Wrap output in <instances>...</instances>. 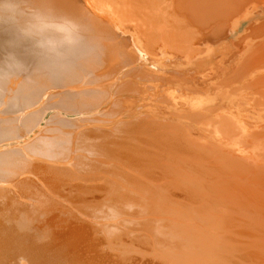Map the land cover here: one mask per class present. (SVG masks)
I'll return each instance as SVG.
<instances>
[{
	"label": "rangeland",
	"instance_id": "rangeland-1",
	"mask_svg": "<svg viewBox=\"0 0 264 264\" xmlns=\"http://www.w3.org/2000/svg\"><path fill=\"white\" fill-rule=\"evenodd\" d=\"M84 1L76 0L75 2H79V5L84 6V4L86 3H84ZM110 1L112 0H106L107 3H110ZM113 1V3L111 2L110 4L114 5V3H118L119 5H114L117 9V6H119V9L124 10V7L128 3H132L130 4L131 7L133 6V3H139L137 5L139 9H137L138 7L136 8V6H133L131 9L130 6L127 5L129 10L131 9L130 12L133 11L134 13L135 10L136 12L132 15L128 9H125V11L128 12L127 17L121 18L124 20L123 23H126L125 25L123 23L120 25L118 24L119 26L117 28V25H115V29L117 30L112 31V33L105 31L104 28L103 30H96L95 35L93 34L94 37H96L97 33L101 34V36L97 34V37L95 38L96 40L92 38L91 40L93 41L89 40L87 41V45L86 43L84 44V46H88L87 48L89 49L90 45L88 44H90L91 41V45L93 46V48H96L95 51L97 49H100L97 50L96 53L95 51H92L91 53L96 55L99 51V57L100 55L103 57L99 58L97 56L100 61H98V59L92 58L91 61L88 60V62H86V64L89 65L88 68L92 69L93 74L92 72H89L88 68L86 69L87 65L75 66L74 70L76 71H74V73H72L71 76L68 77L70 81L68 78L64 81L66 83L67 81L71 83L73 88L76 86V84L81 86L85 84L84 87L82 86L83 90H77V88H80L81 86L75 87L73 89L72 86L69 85V83L66 85L65 82L62 81L64 83V87L62 88V82V86L59 85L60 80L57 83V80H55L54 82L51 81V78L46 81V79L48 78L46 77L45 79V76L40 80L38 79L39 83L35 82V76H28L33 80H29L30 78H26L28 80H25V77L27 76L26 74V76L24 75V78L22 76L23 73L22 75L18 74V72L21 73V71H19L21 67L19 63L23 64V62H20L18 60V64H15V60L17 59H5L7 57L5 56V52L6 54H8L7 52H9L8 55H12L14 53L17 54L21 46H27L26 44L28 40L35 41L40 38H58V36H61L63 30L67 36H70L69 33H66V31L69 30L71 26H68L69 29H67L68 27L63 30L59 28L60 30H62L60 33V30L58 31V28L55 29L54 27H61L62 25L65 26L66 24L63 23L60 26V23L55 20L58 25H51L55 15L54 17H52V20L50 19V17L48 18L51 20L49 23V20L47 22L46 17L45 19H42L43 15H45L44 11L45 9L49 10V8H55V13H57V10L58 12L61 11V17L64 16V13H66V19L64 20L65 17L62 18L63 21L69 23L70 21H67V15L71 12L75 13L76 15L77 11L75 10L78 9H75V12L71 11V9L69 10V8L67 7V4L69 3L66 0H0V81L1 83L3 82V85L0 83V147L4 148H0V264H34V262H38L32 261L34 255L36 254V256H38H35L37 259L40 257V259H38L41 262L40 264H44V262L47 263L49 261L51 262V264H264V195L262 194L264 193V136H262L264 135L262 134L264 133V0H239L242 5L240 3H236L238 2L236 0ZM190 1L192 2L193 6L190 4ZM188 2L192 8L186 7ZM120 4H122V7L120 6ZM235 4H239V6L241 5L240 8L242 7V9L239 10V6L237 7L236 5L234 9H237H233L234 11H232L231 8H233V6L231 8L229 6ZM45 5L46 7L48 5V7L46 8ZM140 5L146 7V11H143L144 8L141 7L144 13L138 11L141 9ZM24 7L28 8L26 9ZM36 7L39 12H35L39 14L40 18L33 11L36 9ZM30 8L32 9V11L29 10ZM190 9L192 10L191 12L194 15L192 13L190 14ZM26 10H28L30 13ZM24 11L28 14H26ZM125 11L124 13L121 12L122 14H124V16L126 15ZM235 11H240V14H235ZM51 12L49 14H52ZM32 13L34 14V17L33 15H31ZM152 13L153 15L155 14L154 16L156 17L150 15ZM58 14L59 13H57V16ZM135 14H139L140 16L142 15L145 17H147L146 15L148 14L154 19L156 18V20H158L159 22H154L153 24L155 26L153 24L148 26L143 22L148 21L147 24H149L150 17H147L149 19L146 21V18L144 19V21H141V19L143 20V17H135ZM228 14L232 15L229 16ZM104 15H106L107 18H110L112 22L113 20L117 22V20L114 19L115 16L113 18V16L108 13ZM50 16H53V14ZM232 17L234 19L235 17L238 18L234 20ZM35 18H39L40 20L45 21L44 23L47 26L41 30H35V27L31 28L32 25L34 26ZM58 18L59 17H57V19ZM62 18L60 20L61 23L63 22ZM102 18L105 19L104 17ZM225 19L227 20V22H225ZM132 20L135 21V23ZM236 20L237 22H235ZM130 21L134 24L132 25ZM151 21L155 20H150V24ZM224 22L227 24L224 25ZM20 23L22 25H20ZM156 23L160 24L156 25ZM136 24L138 26H136ZM156 26L160 29H165L159 31L157 29L156 35ZM147 27H155L153 29L155 31H149L150 28L148 29ZM30 28L31 30H29ZM118 28H121L120 31L122 32L125 29L124 32L126 33H123L125 34L124 36L130 38V36L135 35L134 37L138 39L137 42L142 41L141 47L139 45L140 43H137L139 45V49L136 42L132 44L134 37H131V39L133 38L132 41L129 39V41L127 40V43L130 44L128 50L133 51H128V53H132V57L131 54H126V48L128 46L124 45H128L127 43L123 42L124 45L120 44V39H115L117 35L112 38L113 35H115V33L113 32H117V34L119 32V35H122L121 32L118 31ZM166 29L168 30V32L174 31L172 32L174 33L173 37L175 36L174 40L172 39L173 41H176L175 38L179 36V39L176 41L178 45L176 44V42H173V44L171 43L172 41L170 39L173 37L171 36L170 38L168 32H164ZM205 29H207L208 31H206ZM70 30H72V28ZM29 31L32 32V34L29 33ZM161 31H163V34L165 33V36L161 34ZM72 32L73 33H71V35H76V32L74 30ZM145 32L148 33V36ZM150 32H152L151 35L153 37H155L156 35V37H158L156 39L158 40H156L155 38L153 39V37L152 39L149 38L151 37ZM176 32L177 35L180 34L177 37L175 35ZM30 34L32 37H30ZM104 34L107 36H105ZM119 35L117 38H119ZM166 35L168 36L166 37ZM145 36L153 41L156 40L158 42H153V46L154 44H156L154 46V50H151L153 49V46L151 48L152 43L148 44L151 40H148L147 37L145 39ZM160 36H164L160 38L161 41H163L162 44H160L161 42L159 41ZM16 37L18 38L16 39ZM63 37H61V39H64ZM72 37L74 38V36ZM108 37H111V39L109 40ZM141 37L144 38L141 39ZM165 37L170 38L168 40L171 42H167L168 45H166V41L164 43ZM26 38L28 40H26ZM136 38L134 39V41H136ZM104 39H106V42L104 41ZM112 39L113 42L118 41V43L115 44L119 53L122 49L120 45L123 46V49L126 53H124L123 49L122 55H119L118 52L117 54H115L116 51L113 53L112 51L117 49L115 48V44H112ZM82 42L84 41L82 40ZM174 43L176 47L178 46L177 48L173 47ZM134 44L137 46V48ZM170 44H172L173 46H170ZM94 45H96L98 48ZM161 45H165V50H167V52L165 51L166 54L168 52L170 53L171 50L172 52H175L173 51V48L174 50L182 48V50H179L180 53L176 50L178 54L175 53L177 55H175L176 58L174 59H172L173 57L170 58V54H173L172 52L170 54L168 53V58L166 54V57L163 55L165 58L162 59L159 56L162 55L160 54L162 51L160 50V53H158L159 48H164ZM2 46L4 48H2ZM92 46H90V48H92ZM86 47L82 48L77 46V48L75 49L78 51H82V49L85 50ZM144 47H147L146 53H143V55L145 54V56L141 54V52L146 49ZM207 47L210 48L209 53L207 52L209 55L199 53L201 51L206 52ZM183 48H185V50L187 48L191 50L190 53L193 55H197L195 53H198L201 56L198 57V55L193 57L194 59L189 60L188 57L191 54L188 52V56L187 52L183 50ZM1 49L2 51L4 49V53L1 52ZM91 50L89 49L87 51L86 49V53ZM149 50L152 52L151 54H147V51ZM183 51L186 53L184 54ZM107 52L108 54H106ZM181 52H183L182 55H180ZM133 53L135 54L134 57H137V62L133 57ZM2 54L5 58L1 57L3 56ZM123 54H125L124 58L122 57L124 56ZM155 54H158V56H155ZM104 55H107V57ZM112 55H119L118 59ZM126 55L131 57V59H129L130 63L122 62L123 59L126 58ZM183 55H186V58H188L189 62H187L188 60H186L185 58L183 59ZM120 57H122V60L119 59ZM130 57H127L124 62L126 60L129 61L128 58ZM171 59V64L176 65L177 68L164 67ZM205 59L207 60L208 66L210 67L209 70L200 67L201 64L206 61ZM119 60L122 62V64L121 62H119ZM11 61H13L17 67L12 65L13 62ZM30 63L31 62H26L24 64L29 65ZM6 64L8 65L6 66ZM76 64L78 63L76 62ZM193 64L197 67L192 66ZM141 65L143 67L142 70L144 69L143 71L146 70V72H148V69H145L143 65H148L146 68H152L151 70L154 71H156V68L157 71H165L164 73H162L163 75H161V73L156 74L150 72L149 70V74H155L154 76H150L148 73L147 74L149 76L146 74V76L151 79L153 77V80H151L144 77L145 74L144 72L142 73V70L140 68ZM91 66L96 67L94 69ZM137 66L140 67L138 68ZM29 67L31 68L32 66L29 65ZM134 67L138 69H132ZM16 68H19L18 71ZM7 70L9 72H7ZM138 70L141 71H139L138 73ZM170 70L172 74L169 73ZM173 70L174 72H177V74L181 73L182 77L180 74L179 77H176L178 75L174 77V74L176 73H174ZM205 70L206 72H208L207 74H204ZM12 71H16V73H13ZM202 71L204 73H202ZM165 72L167 74H165ZM137 73L138 75H140L139 79L137 77L138 75H136ZM1 74H5V77ZM12 74L15 75L13 76ZM16 74L19 75V81H21L22 77L23 81L26 83L18 82V77H16L17 79L15 78V76H17ZM157 75L162 76L163 79L161 77L159 78ZM3 77L5 79L8 78V80H5ZM9 78L14 82H11ZM147 81L149 82L147 83ZM27 82H30L29 88L26 86L28 85ZM52 82L56 83V86L59 85V87H54L55 84H53L52 86ZM78 82L80 84H78ZM81 82H83L84 84H81ZM22 83H24L26 88L24 87V85H22ZM48 83L50 84L48 85ZM73 84H75V86ZM31 85H34L32 86L33 88L31 87ZM50 85L53 87V89L55 88L56 90L54 89L53 91L52 87L48 88L50 87ZM66 86H68L67 88H69L70 86V91H72L73 93H75V90L78 93L82 91L83 94L80 93L82 94V96L80 97V95L77 93L72 94V92L69 94L68 91L70 88L66 89V91ZM57 89H64L65 91L63 92L67 93L63 94L61 90V94V92ZM5 90L7 93L5 92ZM50 90L53 92H51ZM170 90H173L172 94H175L176 92H181L180 94H184L185 92L190 91L188 93L194 95L195 99L197 97V94L199 96L202 95L203 97L201 96V99L198 98L200 101L196 99V101H199V103L201 102L200 104L202 109L200 106H196L197 104L196 102H194L193 97L192 101L188 97L189 99H186L190 101L188 102L185 99L187 103H195L196 105L192 104L193 107H198L201 110L200 112H198L195 107L192 108L191 106L192 110L195 109L196 113L198 112L197 114L193 113L195 115L192 116V112H194L195 110L192 111L190 106L187 105L185 101L184 104H186V106L183 105V107L189 106V109L192 112H184V110L188 111V109L185 108L183 110L182 104L180 105L181 107L176 104L177 100L175 101L174 99L176 98V96H170ZM16 91L21 93L18 94ZM3 92H5L7 96ZM55 92L57 93L56 95H58V93L60 92V94L58 95L59 97H54ZM107 92H109V94ZM192 92L194 93L192 94ZM14 93L16 94V96H14ZM135 93L137 94L135 95ZM167 93L174 99L175 102L171 101V98L166 95ZM180 94H176L177 98ZM63 95H65V97ZM187 95L188 94L181 95L180 97H187ZM37 96H41V98L39 99V97ZM205 96L210 98H208L207 100V97L205 98ZM168 97L170 98L171 104L168 102L169 100H167ZM213 98L214 100H212ZM130 99L133 102L135 101V103H133ZM179 99L180 98H178V101ZM36 100L39 102H37ZM43 100L44 103H47L44 104ZM102 100L104 104L101 102ZM126 100L128 103L130 102L133 105L131 104L132 106H130V104H128ZM207 103L209 104L207 105ZM139 104H141V107H139ZM203 104L205 108H203ZM113 105L116 107H114ZM26 106L28 108H26ZM30 106L33 107L31 108ZM168 106L175 108L171 109V107ZM86 107L88 108L85 109ZM113 107L115 109L117 108V110H115ZM74 108H77L78 110L76 109V111L74 110ZM90 108L93 109L91 110ZM102 108H104L106 111H103L104 109ZM110 108H112L113 110ZM81 109H83V111ZM133 109L136 110L134 111ZM174 109L182 110L180 112L176 111V113H174ZM86 110L87 112H85ZM165 110H170L168 112L172 115H170L169 113L167 114V111ZM99 111H101V113ZM103 112L105 115L103 114ZM224 112H228L231 114L228 115V113H225L226 115H223ZM149 113H151V115L153 114L152 116H154L157 120L153 119L152 116L149 117ZM181 113L182 115L188 113L186 117H188L191 113L192 115L190 114V116L192 118L189 116L188 118L191 119L187 118L186 120V117H183L182 115L181 116L183 118L181 116L176 117ZM90 114H92L93 117ZM158 114L162 116H159ZM163 114H167L166 117ZM173 115H175V117H173ZM227 115L229 116V118ZM231 115L236 118L235 121H233L235 118H233V116L231 117ZM261 115H263V117H261ZM219 116H221V119L223 116L226 117L229 120V123L228 120L224 117V120L221 121ZM134 117H136V119ZM140 117H142L144 120ZM149 118H151V120L153 119L154 121H151ZM237 118L240 120L239 123L242 122V124L244 125L243 128L246 127V129H248V132L252 128L250 130V133L252 134L253 132V134L251 136L249 135L252 139L248 136L249 133H246V138H248L249 140L244 139L245 134L243 135L244 138L242 137L241 131V135H239V129L241 128H239L240 124L239 126L238 124L236 125V123H238ZM164 119H168V122ZM121 120L122 122L125 121L126 123L123 122L121 124ZM217 120L219 123L218 129L220 130H218V134L220 138L216 137L215 133L213 134L216 138L214 137V135L213 138L210 132L212 133V130L215 129L213 125L216 124ZM231 120L232 122H230ZM169 121H172L170 122L171 125L173 123L172 126L169 125ZM166 122L168 123L167 125H165ZM251 123H253V125ZM206 124L209 125V127L212 126L214 129L210 131L209 129H211L212 127L209 128ZM222 124L224 127L222 126ZM183 126L186 127L188 132L185 128H183ZM189 127L191 128V130ZM258 127H261L262 129H259ZM202 128H205L203 129L204 131L200 130ZM125 129L127 130V132ZM206 129L210 132L208 131V133H206ZM255 129L257 130V132L255 131ZM135 131L137 132L135 133ZM142 131L144 132V135H141ZM117 132H119V134L121 135H117ZM125 132L127 134H125ZM215 132L217 134V129ZM231 132H234L235 134L236 132H238L239 134L237 133V135L241 137V141L245 142V144L247 143L250 145L253 141V144H251V146L247 145L248 147L244 148H248L250 150L253 148V153L252 150H249L250 153L249 151H246L249 153L247 155H250L252 157L254 155V158L251 157L252 159L250 158V161L246 160L248 163L253 165L250 166V164L244 162L243 168H240L243 169L242 175L240 173V170L238 172L234 171L235 173L232 170L231 172L234 173L232 176H230L227 171L223 170H227L228 167H225V164L229 161L232 162L234 160V163L242 161L239 157H241L240 154L242 153V151H245L241 149L243 147L240 148V152L234 150L236 154L240 153L238 154L239 159L237 157L236 158L241 161H237L234 159V152H231L234 156V158L232 157L231 161V156L230 154H226L225 149V153L217 155L219 154V152H222L219 151V149L221 150V148H223L222 146H228L225 145L226 143L229 144V146L232 144H236L234 143L235 140L232 136H235L236 138L237 135ZM155 135H157L156 138ZM121 136L122 138H120ZM163 136L166 140H164ZM252 136H254V138L257 137L256 140H258L256 141ZM146 137L147 140L145 139ZM148 137L150 138L148 139ZM117 139H120V141ZM135 139L137 142H134ZM200 139L202 140L201 144H199ZM223 139L227 142L224 143ZM228 139L231 141H228ZM260 139H262V141ZM259 140L261 141V143ZM198 141L199 143H197ZM204 141L205 143L206 141H208L210 147L214 146L215 148L218 147V149L213 151L212 154L211 147L210 151L208 152L207 150L209 149V147L207 149L202 146L205 144L203 143ZM217 141H221V148H219L221 144L217 145V143H219ZM241 141L236 139V142L239 145V142ZM9 142L10 144H8ZM5 143L8 144H6L7 147L9 145V147H11V149H7V152L4 151L6 150L5 148H7L6 146H4ZM16 143H19L21 145H16ZM183 143L185 144V146H187L186 148H188V150H191V147H194L193 149L198 148L197 146H199L198 149L200 150L195 149V154L192 150V153L187 149L186 152L183 149V147H185ZM11 144L16 147L15 149L17 151L13 150L14 147ZM158 144H160V146H158ZM178 144L179 146H181L178 147ZM148 145L153 146L149 147ZM207 145L208 144L206 143L205 146ZM242 146L245 147V145ZM174 147H176L177 149ZM236 147L234 149H236ZM118 148L121 149L118 150ZM152 148H156V151ZM160 148L163 149L161 150ZM167 148L171 151H168ZM201 149L204 152L201 151ZM256 149L258 152H255ZM1 150L4 152H2ZM205 150L207 152H205ZM183 152L184 154H187V157L183 154ZM196 152H199V154ZM210 152L212 155L210 154ZM179 153L182 156L184 155L185 157L183 156L184 158L182 157V159ZM189 153L191 154V156ZM208 153L209 155H207ZM193 154L195 157L197 156L196 154H198L197 157L199 158L196 159L195 157H192ZM159 155L162 157H160ZM205 155L208 158L205 157ZM172 156L174 157V159ZM220 156L225 157L226 160L221 161L222 159L224 160V158H220L221 160L219 161ZM243 156L246 158L245 154ZM161 158L165 161H161L162 163H164V166H170L172 164L175 167H179L180 170H183L180 171L181 173L179 172L180 174L177 172V170H172L173 172L175 171V173L177 172L176 174L170 172L171 170L167 168L168 166L165 167L167 171L164 169L160 170V168L158 167L159 164H161ZM178 158H181L182 161L179 159V162V160H177ZM186 158L188 164L192 162L190 165H186L187 162L184 161L186 160ZM191 158H195L194 160L196 161H190ZM247 159L249 158L247 157ZM193 162H195V164ZM196 162L198 163V165L196 164ZM223 162L226 163L224 164ZM179 163L180 166H178ZM201 163L203 165H201ZM204 163H206V165ZM58 164L61 165L59 166ZM229 164L231 163H228V165ZM254 165H259L260 167L257 166L256 168H254ZM188 166L192 167H190L191 171L190 169H187L189 168ZM175 167L171 166L170 168L174 169ZM207 167H210V170ZM54 168H58L60 170ZM230 169L231 168H228L229 172ZM245 169H247V171L249 169L251 170H249L248 174H246L247 172H244L246 171ZM252 170H256L255 174ZM210 171L212 172L210 173ZM223 172H225L226 174H223ZM256 172L257 174L260 173V175L262 173V176L260 177V175H257ZM237 173H240L241 177H239ZM250 173H253L251 175L253 181H251V177H248L250 176ZM244 175H246L248 178ZM242 176L245 178L243 179ZM212 183L213 185H211ZM233 183L234 185H232ZM222 186L223 188H221ZM229 186H231L230 189L228 188ZM251 186H253L254 188H252ZM258 187H261L263 190ZM236 188L241 189L237 190ZM256 188L259 190H255ZM222 189L224 191H222ZM253 189L255 191H253ZM251 190L253 193L251 192ZM237 192L239 193L240 199ZM228 194H230V196ZM255 194L256 196H254ZM223 197L227 199L225 200V198ZM250 197L252 199H250ZM250 200L251 203L249 202ZM26 242H30L31 245L30 243L27 244ZM28 245L29 249L32 248L30 249L32 254L27 248ZM28 256L29 258H27Z\"/></svg>",
	"mask_w": 264,
	"mask_h": 264
},
{
	"label": "bare ground",
	"instance_id": "bare-ground-1",
	"mask_svg": "<svg viewBox=\"0 0 264 264\" xmlns=\"http://www.w3.org/2000/svg\"><path fill=\"white\" fill-rule=\"evenodd\" d=\"M42 1H43V0H42ZM66 1L69 3V4H67V7L69 8V10L71 9V11H74L75 9H78V10H75V11H77L76 15H75V13H73V12H71L70 14L67 13V14H68V15H67V21L69 20V21H70V22L68 21L69 23H66V21H63V18L66 16V13H64V16H62V17H63V18H62V17L60 16V15H62V14H61V11L59 10L60 12H58V10H57L56 12L59 13L58 16H57V13H55V10H54L55 8H54V9L49 8V10L45 9V11H44V14H45V15H43V18H42V17H41V18H42V19H45V17H46L47 22H48V20H49V23H50V21L52 20V17H54V15H55L54 20H52V23H53V22H55V23H53V24L51 23V25H54V24H55V26H56L57 22H59V23H60L59 25L61 26L63 23H65L66 25H65V26L62 25V26H63V27L61 26L62 28L59 27V26H57V27H54V26H53L55 29L58 28V31H59L60 29L63 30V29H66V27H68V26L70 27V26H71L70 29L72 28V30H70L69 27H68L67 29H69V30H67L68 32L66 31V33H69L70 36H67V35L65 34L64 30H63V31L60 30V33H61V31H62V33H61V36H60V37L58 36V38H53V39H52V38H51V39H49V38H43V39H41V38H40V39H37V40H35V41H29V40L27 39V38H28V37H27L26 40H28L29 43L27 42V44H26L27 46H21V47L19 48V52H18L17 54H15V53L13 52L14 54L10 53V54H12V55H8L9 52H7L8 54H6V52H5V56H7L6 58H5L4 55L2 54L3 56H1V57L5 58V59H7V60H8V59H14V60L17 59V60H15V61H16L15 64H18V63H17L18 60H19L20 62H23V64H22V63H21V64L19 63V65L21 66L19 71H21V73L18 72V74H19V75H22V73H23V75H22L23 78H24V75L26 74L27 76L25 75V76H26V77H25V80H28L30 77H32V76L34 77V76H35L34 79H35V82L37 83V82H38V79L40 80L42 77L45 76V77H44L45 79H46V77L48 78V79H46V81L49 80V78H51V81H54V82H55V80H57L56 83L60 80V84H59V85L62 86V84H63V86H62V88H63V87H64V83H63V82H65L64 80H67V78H68L69 76H71V74L74 73V71H76V70H74L75 66H78V65H79V66H81V65H82V66H83V65H87L86 62H88V60L91 61L92 58H93V59H98L97 56L99 57V51L97 52L98 54H96V55H94V54L91 53L92 51H95V49H96L95 47L93 48V46L91 45V41H93V40H91V39H92V38L95 39V38L97 37V34H98V33L96 34V37H94L96 30H99V29L103 30V28H104L105 31H107V32H111V33H112V31L117 30V29H115V25H117V26H116V28H117L120 24L123 23L124 20L121 19V18H125V17H127V13H128V12L125 11V9H128V10H129V8H128L127 5L130 6V4H132V3H130V4H129V3H128V4L125 3L126 6L124 7L125 9L123 10V9H119V6H117L118 9L114 6V5H117L118 3H117V4L114 3V5L110 4L113 0L110 1V3H107L106 0H90V2H89V0H86V1L83 0L84 3L86 2L85 4L83 3L84 6H83V5H79L80 3H79V2H75L76 0H75V1H74V0H66ZM118 1H119V0H118ZM236 1H238V2H236ZM236 1H235L236 3H240L239 0H236ZM45 2H46V1H45ZM45 2H44V3H45ZM113 2H115V1H113ZM113 2H112V3H113ZM235 2H234V3H235ZM244 2H245V1H244ZM65 3H66V2H65ZM65 3H64V4H65ZM76 3H77V4H76ZM78 3H79V4H78ZM242 3H243V2H242ZM32 4H33V3H32ZM61 4H62V3H61ZM81 4H82V2H81ZM122 4H123V3H122ZM122 4H120L121 7H122ZM134 4H135V5H134ZM138 4H139V3H138ZM138 4H137V3H133V6H136V8H137V7H138V6H137ZM188 4H189V2L187 3V6H186V7H191L192 2L190 1V4H191V5H190V4L188 5ZM240 4H241V3H240ZM244 4H245V3H244ZM6 5H7V4H6ZM68 5H69V6H68ZM118 5H119V4H118ZM236 5H237V7L239 6V4H235V5H231V6H229V7L231 8V7L233 6V8H231V9H232V11H234V10L237 9V8L234 9ZM241 5H242V4H241ZM241 5H240V6H241ZM37 6H38V5H37ZM49 6H50V5H49ZM64 6H65V5H64ZM88 6H89V7H88ZM133 6H132V7H133ZM192 6H193V5H192ZM240 6L238 7L239 10L242 9V7L240 8ZM43 7H44V6H43ZM45 7H46V5H45ZM47 7H48V5H47ZM47 7H46V8H47ZM53 7H55V6H53ZM84 7H85V8H84ZM126 7H127V8H126ZM132 7L130 6L131 9H132ZM141 7L144 8L143 11H144L145 8H146V7H143V6L140 5V8H141ZM24 8H26V7H24ZM27 8H28V7H27ZM27 8H26V9H27ZM59 8H60V7H59ZM142 8L140 9L141 11H140V10H138V11H139V12H143V11H142ZM191 8H192V7H191ZM193 8H194V7H193ZM22 9H23V8H22ZM33 9H34V8H33ZM64 9H65V8H64ZM131 9H130V10H131ZM137 9H139V7H138ZM233 9H234V10H233ZM24 10H25V9H24ZM29 10L32 11L31 8H30ZM120 10H122V11H120ZM128 10H127V11H128ZM130 10H129V12H130ZM134 10H135V8H134ZM225 10H227V9H225ZM26 11L29 12L28 10H26ZM33 11H34V13H36L35 11H38L37 7H36V9L33 10ZM47 11H48V12H47ZM51 11H52V12H51ZM75 11H74V12H75ZM124 11H125V13H126L125 16H124V14L121 13V12L124 13ZM145 11H146V10H145ZM148 11H149V9H148ZM150 11H151V10H150ZM191 11H192V10L190 9V14L192 13ZM24 12H25V11H24ZM27 12H25V13L28 14ZM38 12H39V11H38ZM45 12H46V13H45ZM50 12L53 14V16H50V15H52V14H49ZM62 12H64V11H62ZM65 12H67V11H65ZM135 12H136V10L134 11V13H135ZM195 12H196V10H195ZM235 12H236V13H235ZM235 12H234V13L237 14V13H239L240 11H239V12L235 11ZM22 13H23V12H22ZM29 13H30V12H29ZM72 13H73L74 15H73ZM106 13L110 14L111 16H113V18H114V16H115L114 19H116L117 22H116L115 20H113V22L115 23V24H114V23L112 22V20H110V18H107V16L104 15V14H106ZM130 13H131L132 15L134 14L133 11H131ZM137 13H138V12H137ZM143 13H144V12H143ZM227 13H228V12H227ZM230 13H231V12H230ZM242 13H243V12H242ZM36 14L39 16L38 13H36ZM47 14H48V15H47ZM145 14H146V13H145ZM148 14H149V13H148ZM148 14H147L146 16H147V17H150V19L147 18V17H145V16H142V15H141V16L143 17V20L141 19V21H144L145 18H146L145 21L149 19V24H147L148 21H147V22H143V23H146V25L149 26V25H152V24H153L154 22H156V21L159 22L158 20H156V18L154 19L152 16H150V15H153V13L150 14V15H148ZM192 14H193V13H192ZM239 14H240V13H239ZM19 15H20V14H19ZM31 15H33V17H34V14H33V13H32ZM154 15H155V14H154ZM154 15H153V16H154ZM193 15H194V14H193ZM228 15H229V14H228ZM228 15H227V16H228ZM231 15H232V14H231ZM231 15H229V16H231ZM237 15H238V14H237ZM27 16H28V15H27ZM47 16H48V17H47ZM136 16H140V15H139V14H138V15L135 14V17H136ZM141 16H140V17H141ZM195 16H196V15H195ZM225 16H226V15H225ZM229 16H228V17H229ZM31 17H32V16H31ZM33 17H32V18H33ZM49 17H50L51 20L48 19ZM57 17H59V18L61 17L63 22H62V23L60 22L61 18H60V19L58 18V19H59V21H58ZM102 17H104L105 19H103ZM130 17H131V15H130ZM133 17H134V16H133ZM151 17H152V19H151ZM154 17H156V16H154ZM39 18H40V16H39ZM229 18H230V17H229ZM232 18H233V17H232ZM236 18H238V17H235V19H236ZM30 19H31V18H30ZM35 19H36V18H35ZM65 19H66V17L64 18V20H65ZM226 19H227V18H226ZM226 19H225V22H227ZM233 19H234V18H233ZM233 19H232V20H233ZM235 19H234V20H235ZM55 20H56L57 22H56ZM126 20H127V18H126ZM126 20H125V22H126ZM128 20H131V19H128ZM150 20H155V21H151V24H150ZM23 21H24V20H23ZM42 21H43V20H42ZM120 21H122V22H120ZM132 21H133V20H132ZM139 21H140V20H139ZM141 21H140V22H141ZM164 21H165V19H164ZM222 21H223V20H222ZM8 22H9V21H8ZM44 22H45V21H44ZM130 22H131V21H130ZM133 22L135 23V21H133ZM225 22H224V25L227 24V23H225ZM228 22H229V21H228ZM230 22H231V21H230ZM233 22H234V21H233ZM235 22H237V20H236ZM235 22H234V23H235ZM26 23H27V22H26ZM31 23H32V22H31ZM70 23H72L73 25L70 24ZM131 23H132V22H131ZM134 23H132V25H133ZM143 23H142V24H143ZM163 23H164V22H163ZM163 23H162V24H163ZM17 24H18V23H17ZM69 24H70V25H69ZM118 24H119V25H118ZM123 24L125 25L126 23H123ZM142 24H141V25H142ZM158 24H160V23H158ZM158 24L156 23V25H158ZM20 25H22V24L20 23ZM57 25H58V24H57ZM124 25H123V26H124ZM146 25H145V26H146ZM153 25H154V24H153ZM213 25H214V24H213ZM230 25H233V24H230ZM24 26H25V24H24ZM27 26H28V25H27ZM123 26H122V27H123ZM136 26H138V25L136 24ZM143 26H144V25H143ZM154 26H155V25H154ZM207 26H208V25H207ZM21 27H22V26H21ZM32 27H34V26L32 25L31 28H32ZM150 27H152V26H150ZM150 27H147V28L149 29ZM156 27H157V26H156ZM0 28H1V27H0ZM15 28H16V27H15ZM17 28H18V27H17ZM31 28H30L29 30H31ZM51 28H52V27H51ZM59 28H60V29H59ZM147 28H146V29H147ZM154 28H155V27H154ZM154 28H150L149 31L152 30V31L154 32V31L156 30L155 34L157 33V29H158V31H159V30H163V29H165V28L160 29L159 27H157L155 30H153ZM22 29H23V28H22ZM112 29H113V30H112ZM120 29H121V28H118V31H120ZM9 30H10V29H9ZM35 30H36V28H35ZM51 30H52V29H51ZM73 30L76 32V35H73V34L71 35V33H73V32H72ZM101 30H100V31H101ZM205 30L208 31L207 29H205ZM25 31H26V30H25ZM48 31H49V30H48ZM69 31H70V32H69ZM124 31H125V29L123 30V32L120 31L121 34H122L123 36H122V35H119V32H118V34H117V32H113V33H115V35H113L112 38H114V36H116V35H117V37H118V35H119V38L116 37L115 39H118V40L120 39V40H119V41H120V44H123V42H124V43H127V40H128V39L132 41L133 38L131 39V37H134L135 35H134V36H133V35L130 36V38H129V37H126V36H124L125 34H123V33H126V32H124ZM144 31H147V30H144ZM32 32H33V30H32ZM32 32L29 31V33H31V34H32ZM97 32H98V31H97ZM102 32H104V31H102ZM161 32H162V33H161ZM161 32H160V33L163 34V31H161ZM164 32H168V30L166 29ZM172 32H174V31H171V32L169 31V32H168V34L170 35V36H169L170 38H171V36L173 37V35H174V33H172ZM2 33H3V32H2ZM7 33H8V32H7ZM12 33H13V32H12ZM18 33H19V32H18ZM29 33H28V35H29ZM100 33H101V32H100ZM145 33H146V35L148 34L147 32H145ZM151 33H152V32H150V35H151ZM171 33H172V34H171ZM211 33H212V32H211ZM16 34H17V33H16ZM31 34H30V37H32ZM48 34H49V33H48ZM93 34H94V35H93ZM102 34H103V33H102ZM28 35H27V36H28ZM44 35H45V34H44ZM65 35H66V36H65ZM98 35L101 36V34H98ZM104 35H105V34H104ZM156 35H157V34H156ZM156 35H155V37H153V36L151 35V37H149V38L152 39V37H153V39H154V38L156 39V38H158V37H156ZM158 35H160V34H158ZM163 35L165 36V33H164ZM175 35H176V37H177V36L180 35V34L177 35V32H176ZM208 35H209V34H208ZM21 36H22V35H21ZM25 36H26V35H25ZM25 36H24V37H25ZM63 36H64V37H63ZM72 36H74L75 39H74ZM105 36H107V35H105ZM105 36H104V37H105ZM127 36H128V35H127ZM147 36H148V35H147ZM147 36H145V39H146ZM164 36H160V37H159V41L161 42V43L159 42L160 44H162V42H163V41H161L160 38H162V37H164ZM167 36H168V35H166V37H167ZM24 37H23V38H24ZM61 37H63L64 39H61ZM65 37H67V38H65ZM68 37H69V38H68ZM166 37H165V38H166ZM169 37L166 38V39L164 38V43H165V41H166V45H168L167 42L169 43V42L172 41L171 43L173 44V42H176V41L179 39V38H178L179 36H178L177 38H175L176 41H173L175 36H174L173 38H171V39H170ZM206 37H207V36H206ZM208 37H209V36H208ZM17 38H18V37H16V39H17ZM82 38H83V39H82ZM135 38H136V37H134V39H135ZM143 38H144V37H141V39H143ZM147 38H148V37H147ZM149 38H148V40H151V39H149ZM21 39H22V38H21ZM24 39H25V38H24ZM76 39H77V40H76ZM78 39H80V40L82 39L84 42H82V40L80 41V40H78ZM108 39L110 40L111 37H108ZM134 39H133L132 44H133L134 42H136V44H137V43H140L139 45H140V47H141V46H142V45H141L142 41H140V42L138 41V42H137L138 39L136 38V41H134ZM141 39H140V40H141ZM168 39H170L171 41H169ZM172 39H173V40H172ZM5 40H6V39H5ZM22 40H23V39H22ZM26 40H25V41H26ZM89 40H91V41H90V44H88V45L92 46L93 49L90 48V46H89V49H90V50L92 49V50L86 53V49H87V51H88L89 49L87 48L88 46L86 47V46H84V44L86 43V45H87V41H89ZM95 40H96V39H95ZM105 40H106V39H104V41H105ZM109 40H107V41H109ZM129 40H128V41H129ZM156 40H158V39H156ZM156 40H154L155 42H154L153 40H151L152 42L150 41V43H148V44H151V43H152V44H151V48H152V46H153V42H154V43H158ZM23 41H24V40H23ZM43 41H44V42H43ZM85 41H86V42H85ZM114 41H115V40H114ZM116 41H117V40H116ZM121 41H122V42H121ZM131 41H130V42H131ZM79 42H80L81 44H80ZM105 42H106V41H105ZM109 42H111V41H109ZM147 42H149V41H147ZM187 42H188V41H187ZM115 43H118V41H117V42H113V39H112V44H115ZM3 44H4V43H3ZM79 44H80V45H79ZM127 44H128V43H127ZM172 44H170V46H173ZM176 44H177V42H176ZM123 45H124V44H123ZM129 45H130V44H128V45H124V46H128V47L126 48L127 53H126L125 50L123 49V46H122V45H120V46H121L122 49L124 50V53L129 54V55L131 54V57H132V53H128V51H131V50H128ZM134 45H135V44H134ZM137 45H138V44H137ZM139 45H138V48H139ZM145 45H147V44H145ZM155 45H156V44H154V46H155ZM157 45H158V44H157ZM177 45H178V44H177ZM77 46L82 47V48H85V47H86V49H85V50L82 49V51H80V50L78 51V50L75 49V48H77ZM83 46H84V47H83ZM94 46H96V45H94ZM113 46H114V45H113ZM115 46H116V44H115ZM115 46H114V47H115ZM118 46H119V44H118ZM120 46H119V48H120ZM135 46H136V45H135ZM154 46H153V49H151V50H154V48H155ZM161 46H163V45H161ZM164 46H165V45H164ZM164 46H163V47H164ZM8 47H9V46H8ZM96 47H97V46H96ZM166 47H167V46H166ZM173 47H176L175 43H174V46H173ZM173 47H172V48H173ZM177 47H178V46H177ZM177 47H176V48H177ZM2 48H4V47L2 46ZM97 48H98V47H97ZM115 48L117 49V46H116ZM115 48H114V49H115ZM124 48H125V47H124ZM136 48H137V46H136ZM144 48H146V49H144L143 52H141L142 55H143V53H146V50H147V47H144ZM149 48H150V47H149ZM149 48H148V49H149ZM78 49H79V48H78ZM80 49H81V48H80ZM114 49H113V50H114ZM122 49H121V52H120V53H119L118 49H117V50H114V51H112V52L114 53V52L116 51L115 54H117V52H118L119 55H122V53H123V52H122V51H123ZM139 49H140V48H139ZM141 49H142V48H141ZM165 49H166L165 47H164L163 49H162V48H161V49L159 48V51H158V53H160V50L162 51V52L160 53V54H162V55H159L162 59H164V58L166 57V55H167V58H168V56H169V55H168L169 52L166 54L167 50H165ZM170 49H171V47H170ZM187 49H188V48H187ZM187 49L185 50V48H183V50H185V51L187 52L188 56H189V53L191 52V50H189V49L187 50ZM206 49H207L206 52H205V51H201V52H199V53H203V54L207 55V54L209 53V51H210V48L207 47ZM97 50H100V49H97ZM97 50H96V51H97ZM119 50H120V49H119ZM163 50H164V52H165V51H166V52L164 53ZM176 50H177V51H179V50L181 51L182 48H181V49L178 48V49H175V50H174V48H173V51H175V52H172V50H171V52H172L173 54H170L171 52L169 53V54L171 55L170 58H171V57H173L172 59L176 58L175 55L178 54V53L176 52ZM204 50H205V49H204ZM3 51H4V49H3ZM3 51H2V49H1V52H3ZM6 51H7V50H6ZM96 51H95V53H96ZM149 51H150V50H149ZM149 51H147V54H151V53H152L151 51H150V52H149ZM169 51H170V50H169ZM180 51H179V53H180ZM131 52H133V51H131ZM148 52H149V53H148ZM156 52H157V51H156ZM156 52H155V53H156ZM183 52H184V51H183ZM183 52H181L180 55H182ZM186 52H184V54H185ZM188 52H189V53H188ZM192 52H193V51H192ZM204 52H205V53H204ZM207 52H208V53H207ZM3 53H4V52H3ZM90 53H91V54H90ZM100 53H102V52H100ZM113 53H112V54H113ZM175 53H177V54H175ZM41 54H42L43 58H42ZM106 54H108V52H107ZM165 54H166V55H165ZM190 54H191V53H190ZM195 54H197V55H193V54H191V55H192V56L190 55L191 58H190V56H189V57L187 56V57H188L189 60H190V59H194L193 57H195V56H198V55H199L198 57L201 56V55L198 54V53H195ZM0 55H1V53H0ZM102 55H103V54H102ZM110 55H111V54H110ZM119 55H118V56H119ZM123 55H124V56H122V57L124 58V57H125V54H123ZM134 55H135V54L133 53V57H134ZM153 55H154V51H153ZM156 55L158 56V54H155V56H156ZM163 55H164L165 57H164ZM208 55H209V54H208ZM93 56H96V57H93ZM104 56L107 57V55H104ZM112 56H114V55H112ZM118 56H114V57L118 59ZM143 56H145V54H144ZM100 57H103V56L100 55ZM100 57H99V58H100ZM108 57H109V56H108ZM122 57H120L119 59L122 60ZM127 57H130V56H127V55H126V58H125V59H127ZM131 57L128 58V60L131 59ZM152 57H153V56H152ZM160 57H159V58H160ZM177 57H178V56H177ZM179 57H180V56H179ZM182 57H183V59L185 58L186 60H188V58H186V55H185V56L183 55ZM204 57H205V56H204ZM204 57H203V58H204ZM134 58H135V61H136V58H137V57H134ZM157 58H158V57H157ZM206 58H207V57H206ZM45 59H46V60H45ZM101 59H102V58H101ZM113 59H114V58H113ZM117 59H116V60H117ZM125 59H123V61H122L123 63H130V60H129V61L126 60V61L124 62ZM132 59H133V58H132ZM172 59H171L169 62H167V65L164 66V67H169V68H170V67H173V68H175L176 65L171 64ZM133 60H134V59H133ZM156 60H157V59H156ZM156 60H155V61H156ZM189 60H188L187 62H189ZM201 60H202V59H201ZM205 60H206V59H205ZM95 61H96V60H95ZM98 61H100V60L98 59ZM202 61H203V60H202ZM11 62H13V61H11ZM26 62H28V63L31 62L32 65H31V63H30L29 65L32 66V67L30 68L28 64H24V63H26ZM76 62H77L78 64H76ZM113 62H114V60H113ZM119 62H121V61L119 60ZM122 62H121V64H122ZM132 62H133V61H132ZM136 62H137V61H136ZM6 63H7V62H6ZM15 64H14V62H13L12 65L16 66ZM111 64H112V62H111ZM133 64H134V63H133ZM139 64H140V63H139ZM7 65H8V64H6V66H7ZM27 65H28V66H27ZM124 65H125V64H124ZM135 65H136V64H135ZM137 65H138V64H137ZM152 65H153V64H152ZM143 66L145 67V69H148V70H147L148 72H149V70H150V72H153V73H156V74H157V73H161V75H163L162 73H164V71H165V70H164V71H161L160 68H159V70L161 71V72H160V71H157V68H156V71H157V72H156V71H154V70H151L152 68H151V69H150V68H146L148 65H143ZM192 66L197 67V66H195L194 64H193ZM16 67H17V66H16ZM18 67H19V66H18ZM88 67H89V65H87L86 69H87ZM91 67H92V66H91ZM95 67H96V66H94V67H92V68L95 69ZM137 67H138V66H137ZM139 67H140V66H139ZM139 67H138V68H139ZM149 67H150V66H149ZM200 67H201V68H204V69H208V70L210 69V67L208 66L207 60L204 61V62L201 64ZM11 68H12V67H11ZM26 68H27V69H26ZM84 68H85V67H84ZM135 68H136V67H134V68H132V69H135ZM138 68H136V69H138ZM140 68H141V70H142V68H143L142 65H141ZM176 68H177V67H176ZM198 68H199V67H198ZM16 69H17V71H18L19 68H16ZM25 69H26V70H25ZM120 69H121V68H120ZM11 70H12V69H11ZM14 70H15V69H14ZM88 70H89V72H92V69H91V68H90V69L88 68ZM88 70H87V71H88ZM141 70H138V73H139V71H141ZM143 70H144V69H143ZM143 70H142V73L144 72L145 75H144V74H143V75H144V77H146V78H149V77H148L149 75H150V76H154V75H155V74H154V75L149 74L148 72H146V70H145V71H143ZM162 70H163V69H162ZM1 72H2V70H1ZM7 72H9V71L7 70ZM7 72H6V73H7ZM12 72H13V71H12ZM78 72H79V71H78ZM173 72H174V70H173ZM13 73H16V71L13 72ZM138 73H137L136 75H138ZM140 73H141V72H140ZM147 73H148L149 75H148ZM169 73L172 74L171 70L169 71ZM174 73H176V74H174V77H175L176 75H178V76H176V77H179V74L181 75V73H179V74H177V72H174ZM202 73H204V72L202 71ZM207 73H208V72H206V70H205V73H204V74H207ZM18 74H16L17 76H15V78L18 77V80H17V81H18V82H24V81H23V78H22L21 76H20V77H21V81H19L20 78H19V75H18ZM84 74H85V73H84ZM92 74H93V72H92ZM146 74H147L148 76H146ZM165 74H167V73L165 72ZM170 74H169V76H170ZM1 75H2V74H1ZM12 75L14 76L15 74H12ZM143 75H142V77H143ZM158 75H159V74H158ZM158 75H157V76H158ZM201 75H203V74H201ZM2 76L5 77V74L2 75ZM8 76H10V75H8ZM28 76H30V77H28ZM95 76H96V75H95ZM157 76H156V77H157ZM167 76H168V75H167ZM172 76H173V75H172ZM0 77H1V76H0ZM4 77H3V78H4ZM137 77H138V79H139V78H140V75H138ZM142 77H141V79H142ZM158 77H159V78H160V77L162 78V76H158ZM174 77H173V78H174ZM181 77H182V75H181ZM12 78H13V77H12ZM15 78H14V79H15ZM26 78H28V79H26ZM36 78H37V79H36ZM84 78H85V77H84ZM122 78H123V77H122ZM154 78H155V77H154ZM165 78H169V77H165ZM173 78H172V79H173ZM4 79H5V78H4ZM6 79L8 80V78H6ZM6 79H5V80H6ZM9 79H10V78H9ZM16 79H17V78H16ZM62 79H63V80H62ZM68 79H69V78H68ZM71 79H72V77H71ZM74 79H75V78H74ZM80 79H81V78H80ZM117 79H118V78H117ZM119 79H120V77H119ZM149 79H151V78H149ZM162 79H163V78H162ZM179 79H180V78H179ZM10 80H11V79H10ZM29 80H33V79L30 78ZM36 80H37V81H36ZM144 80H145V79H144ZM151 80H153V77H152ZM2 81H4V80H2ZM12 81H13V80H11V82H12ZM41 81H43V80H41ZM62 81H63V82H62ZM69 81H70V79H69ZM113 81H115V80H113ZM172 81H173V80H172ZM176 81H177V80H176ZM188 81H189V80H188ZM13 82H14V81H13ZM33 82H34V81H33ZM48 82H49V81H48ZM61 82H62V84H61ZM71 82H72V81H71ZM148 82H149V81H147V83H148ZM164 82H166V81H164ZM0 83H1V81H0ZM24 83H26V82H24ZM24 83H22V85H24ZM27 83H28V82H27ZM29 83H30V82H29ZM29 83H28V85H26L28 88L30 87V86H29ZM36 83H35V84H36ZM38 83H39V82H38ZM42 83H43V82H42ZM56 83H53V82H52L51 85L53 86V84H55L54 87L57 88V87H59V85L57 84L58 86H56ZM68 83H69L68 81H67V83L65 82L66 85H67ZM82 83H83V82H81V84H82ZM88 83H91V82H88ZM88 83H87V84H88ZM109 83H111V82H109ZM119 83H120V81H119ZM150 83H151V82H150ZM1 84L3 85V82H2ZM1 84H0V85H1ZM5 84H6V83H5ZM12 84H13V83H12ZM46 84H47V82H46ZM49 84H50V83H48V85H49ZM78 84H80V83L78 82ZM83 84H84V83H83ZM6 85H7V84H6ZM18 85H19V84H18ZM37 85H39V84H37ZM37 85H36V86H37ZM51 85H50V87H48V88H51V87H52ZM69 85H71V83H69ZM73 85L75 86V84H73ZM84 85H85V84H84ZM84 85H82V86L84 87ZM117 85H118V84H117ZM119 85H122V84H119ZM138 85H139V84H138ZM148 85H149V84H148ZM26 86L24 85L25 88H26ZM32 86H34V85H31V87H32ZM36 86H35V87H36ZM40 86H41V83H40ZM71 86H72V85H71ZM78 86L80 87L81 85H77V84H76L75 87H78ZM82 86H81L80 88H77V90H78V89L83 90V89H82ZM108 86H109V85H108ZM136 86H137V85H136ZM145 86H146V85H145ZM5 87H7V86H5ZM9 87H10V86H9ZM21 87H22V86H21ZM67 87H68V86H66L65 90L70 88V89H69V91H70V90H71V87H70V86H69V88H67ZM75 87H74V88H75ZM116 87H117V86H116ZM116 87H115V88H116ZM148 87H149V86H148ZM153 87H154V86H153ZM22 88H23V87H22ZM32 88H33V87H32ZM42 88H43V87H42ZM72 88H73V86H72ZM74 88H73V89H74ZM140 88H141V86H140ZM154 88H155V87H154ZM8 89H9V88H8ZM16 89H17V88H16ZM52 89H53V87H52ZM52 89H51V90H52ZM54 89H55V88H54ZM54 89H53V91H54ZM108 89H109V88H108ZM1 90H2V89H1ZM17 90H18V89H17ZM51 90H50V91H51ZM55 90H56V89H55ZM57 90L61 92L62 89H61V90H60V89H57ZM65 90L63 89L62 92L65 91ZM151 90H152V88H151ZM186 90H187V89H186ZM7 91H8V90H7ZM10 91H11V90H10ZM21 91H22V90H21ZM39 91H40V90H39ZM50 91H48V92H50ZM53 91H51V92H53ZM66 91H67V90H66ZM69 91H68V93L70 94L72 91H70V92H69ZM73 91H74V90H73ZM126 91H127V90H126ZM149 91H150V90H149ZM172 91H173V90H170L169 95H170V96L172 95V97H173V95H175L176 98H177V95H176V94H180V93H181V92L177 93V92L175 91L176 93H175V94H174V93L172 94ZM193 91H194V90H193ZM5 92H6V90H5ZM5 92H3V93L5 94ZM16 92H17V91H16ZM24 92H25V91H24ZM60 92L58 93V95L60 94ZM62 92H61V94H62ZM116 92H117V91H116ZM134 92H135V91H134ZM146 92H147V91H146ZM188 92H190V91H188ZM188 92H185L184 94H180V95H178V96H179L178 98H180L179 101H178V98H177V99L174 98L175 101L177 100V102H178V103L176 102V104H177L178 106H180V105L182 104V108H183V110H184L185 108L188 109V111H187V110H184V112H185V111H186V112H192V111L195 110V109H196L198 112H200V110L202 109V107H201V104H200L201 102L199 103V101H200L199 99H201L203 96L201 95V96H202V97H201V96H199V95L197 94V97H196V95H195L196 99L199 98V99H198L199 101H196V99L194 98V95H191V94L188 93ZM194 92H195V91H194ZM194 92H192V94H193ZM0 93H1V91H0ZM3 93H2V95H3ZM6 93H7V92H6ZM17 93L20 94L21 92H20V93L17 92ZM36 93H37V92H36ZM64 93H67V92H63V94H64ZM76 93L79 94L80 97H81L82 94H83L82 91L80 92V93H82V94L76 92V90H75V93L72 92V94H76ZM107 93L109 94V92H107ZM120 93H121V92H120ZM126 93H127V92H126ZM139 93H140V90H139ZM144 93H145V92H144ZM197 93H198V92H197ZM14 94H15V93H14ZM28 94H29V93H28ZM31 94H32V93H31ZM37 94H38V93H37ZM52 94H54V93H52ZM56 94H57V93L55 92L54 97H55V96H56V97L58 96V95H56ZM113 94H114V93H113ZM118 94H119V93H118ZM129 94H130V92H129ZM136 94H137V93H135V95H136ZM185 94H188V95H187V97L184 96L185 98L182 96L184 99L180 97L181 95H185ZM189 94H190L191 97L189 96ZM2 95H1V97H2ZM5 95H6V94H5ZM50 95H51V94H50ZM133 95H134V93H133ZM166 95H168V93H167ZM169 95H168V96H169ZM6 96H7V95H6ZM12 96H13V95H12ZM12 96H11V97H12ZM14 96H16V94H15ZM51 96H52V95H51ZM63 96L65 97V95H63ZM71 96H72V95H71ZM73 96H74V95H73ZM76 96H77V95H76ZM83 96H84V95H83ZM162 96H163V95H162ZM170 96H169V97H170ZM175 96H174V97H175ZM198 96H199V97H198ZM3 97H4V96H3ZM30 97H31V95H30ZM37 97H39V96H37ZM48 97H49V95H48ZM58 97H59V96H58ZM66 97H67V96H66ZM169 97H168V99L166 98L167 100H169V101H168L169 103H170V98H171V101L175 102L174 99H173L172 97H170V98H169ZM188 97L190 98L191 101H192V97H193V98H194L193 100H194V102H196L197 105H196L195 103H192V102H190V104H188V103H187V101H188V99H189ZM200 97H201V98H200ZM206 97H207V96H205V98H206ZM21 98H22V96H21ZM25 98H26V97H25ZM27 98H28V97H27ZM40 98H41V96L39 97V99H40ZM106 98H107V97H106ZM118 98H120V97H118ZM123 98H124V97H123ZM186 98H188V99H186ZM208 98H210V97H207V100H208ZM7 99H8V98H7ZM14 99H15V98H14ZM28 99H29V98H28ZM37 99H38V98H37ZM62 99H63V98H62ZM75 99H76V98H75ZM124 99H125V98H124ZM128 99H129V98H128ZM185 99H186L187 101H186ZM10 100H11V99H10ZM20 100H21V99H20ZM106 100H107V99H106ZM115 100H116V99H115ZM118 100H119V99H118ZM120 100H121V99H120ZM130 100H131V99H130ZM130 100H128V101H130ZM153 100H154V98H153ZM180 100H181V101H180ZM182 100H184V101H182ZM190 100H189V101H190ZM209 100H210V99H209ZM212 100H214V98H213ZM5 101H6V99H5ZM7 101H8V100H7ZM32 101H34V100H32ZM36 101H37V100H36ZM36 101H35V102H36ZM76 101H77V100H76ZM80 101H81V100H80ZM123 101H124V100H123ZM123 101H122V102H123ZM131 101H132V100H131ZM143 101H144V100H143ZM162 101H163V100H162ZM185 101H186V104L190 106V108H191V106H192V108H194L195 106L193 107V105H192V104H194V105H196V106H198V107L200 106L201 109H199L198 107H197V108L195 107V109H193V110H192V108H191V110H192V111H191V110L189 109V106H188V107H183V105L186 106V104H184ZM189 101H188V102H189ZM203 101H204V100H203ZM203 101H202V103H203ZM23 102H24V101H23ZM28 102H29V101H28ZM37 102H39V101H37ZM52 102H53V101H52ZM101 102L103 103V100H102ZM101 102H100V104H101ZM112 102H114V101H112ZM126 102H127V100H126ZM132 102H133V101H132ZM168 102H167V103H168ZM173 102H172V103H173ZM197 102H198V103H197ZM31 103H32V102H31ZM43 103H44V100H43ZM46 103H47V102H46ZM46 103H44V104H46ZM116 103H117V102H116ZM116 103H115V104H116ZM127 103H128V102H127ZM133 103H135V101H134ZM163 103H164V102H163ZM169 103H168V104H169ZM17 104H18V103H17ZM24 104H25V103H24ZM34 104H35V103H34ZM36 104H37V103H36ZM103 104H104V103H103ZM103 104H102V105H103ZM128 104H130V106L133 105V104L130 103V102H129ZM131 104H132V105H131ZM147 104H148V102H147ZM165 104H166V103H165ZM170 104H171V103H170ZM174 104H175V103H174ZM174 104H173V105H174ZM176 104H175V105H176ZM198 104H200V105H198ZM208 104H209V103H207V105H208ZM51 105H52V104H51ZM76 105H77V104H76ZM139 105H140V106H139ZM139 105H138V106L141 107V104H139ZM142 105H143V104H142ZM144 105H146V104H144ZM155 105H156V104H155ZM173 105H172V106H173ZM15 106H16V105H15ZM19 106H20V105H19ZM24 106H25V105H24ZM45 106H46V105H45ZM113 106H114V105H113ZM119 106H120V104H119ZM138 106H137V107H138ZM156 106H157V105H156ZM178 106H177V107H178ZM202 106H203V108H205V107H204V104H203ZM22 107H23V106H22ZM30 107H31V106H30ZM32 107H33V106H32ZM32 107H31V108H32ZM34 107H35V106H34ZM63 107H64V106H63ZM84 107H85V106H84ZM98 107H99V106H98ZM107 107H108V106H107ZM111 107H112V106H111ZM114 107H116V106H114ZM114 107H113V108H114ZM168 107H171V106H168ZM177 107H176V108H177ZM180 107H181V106H180ZM26 108H28V107L26 106ZM26 108H25V109H26ZM41 108H42V107H41ZM87 108H88V107H86L85 109H87ZM173 108H175V107H173ZM173 108L171 107V109H173ZM48 109H49V108H48ZM76 109H77V108H76ZM76 109L74 108V110H76ZM85 109H84V110H85ZM90 109H91V108H90ZM92 109H93V108H92ZM92 109H91V110H92ZM102 109H104V108H102ZM102 109H101V110H102ZM110 109H112V108H110ZM114 109H115V108H114ZM136 109H137V108H136ZM136 109H135V110H136ZM168 109H169V108H168ZM206 109H207V108H206ZM253 109H254V108H253ZM27 110H28V109H27ZM51 110H52V109H51ZM59 110H60V109H59ZM65 110H66V109H65ZM77 110H78V109H77ZM77 110H76V111H77ZM81 110L83 111V109H81ZM99 110H100V109H99ZM112 110H113V109H112ZM115 110H117V108H116ZM133 110H134V109H133ZM135 110H134V111H135ZM181 110H182V109H181ZM181 110H178V109L175 110V109H174L173 112L176 113V111L180 112ZM196 110H195L194 112H192V114H193V113H196ZM88 111H89V109H88ZM94 111H95V110H94ZM103 111H106V110L104 109ZM153 111H155V110H153ZM163 111H164V110H163ZM165 111H167V110H165ZM168 111H170V110H168ZM168 111H167V114L169 113ZM203 111H204V110H203ZM247 111H248V110H247ZM22 112H24V111H22ZM80 112H81V111H80ZM85 112H87V110H86ZM99 112L101 113V111H99ZM109 112H110V111H109ZM116 112H118V111H116ZM178 112H177V113H178ZM184 112H183V113H184ZM198 112H197V113H198ZM252 112H253V111H252ZM106 113H107V112H106ZM111 113H112V112H111ZM171 113H172V110H171ZM197 113H196V114H197ZM225 113H228V112H224L223 115H226ZM96 114H97V113H96ZM103 114H104V112H103ZM131 114H132V112H131ZM149 114H150V115H148V114H146V115H148L149 117L153 115V114L151 115V113H149ZM164 114H165V113H164ZM164 114H163V115H164ZM167 114H166V115H167ZM169 114H170V113H169ZM185 114H186V115H185ZM185 114L182 115V113H181V114H179V115L176 116V117H180L181 115H182L183 117H184V116L186 117L188 113H185ZM190 114H191V113H190ZM190 114H189V116H190ZM192 114H191V115H192ZM230 114H231V113H228V115H230ZM40 115H41V114H40ZM58 115H59V114H58ZM90 115H92V114H90ZM104 115H105V114H104ZM117 115H118V114H117ZM123 115H124V114H123ZM127 115H128V114H127ZM127 115H125V116H127ZM140 115H142V114H140ZM146 115H144V116H146ZM155 115H156V114H155ZM158 115H159V114H158ZM166 115H164V116L166 117ZM170 115H172V114H170ZM176 115H177V114H176ZM194 115H195V114H193L192 116H194ZM198 115H199V114H198ZM228 115H227V116H228ZM87 116H88V115H87ZM111 116H112V115H111ZM121 116H122V115H121ZM159 116H162V115H159ZM182 116H181V117H182ZM189 116H188V117H189ZM232 116H233V115H231V117H232ZM259 116H260V114H259ZM56 117H58V116H56ZM78 117H79V116H78ZM83 117H85V116H83ZM92 117H93V115H92ZM152 117H153V119H156L154 116H152ZM173 117H175V115H173ZM183 117H182V118H183ZM188 117H186V120H187ZM190 117H191V116H190ZM220 117H221V116H219V118H220ZM223 117H224V116H223ZM223 117H222V119L220 118L221 121L224 120V118L227 119L226 117H224V118H223ZM261 117H263V115H261ZM63 118H64V117H63ZM88 118H89V117H88ZM94 118H95V117H94ZM134 118L136 119V117H134ZM140 118H142V117H140ZM161 118H162V117H161ZM191 118H192V117H191ZM191 118H188V119H191ZM228 118H229V116H228ZM233 118H235V117L233 116ZM233 118H232V120H233ZM247 118H248V117H247ZM37 119H38V117H37ZM91 119H92V118H91ZM132 119H133V118H132ZM142 119H143V118H142ZM149 119L151 120V118H149ZM149 119H148V120H149ZM153 119H152V120H153ZM162 119H163V118H162ZM180 119H181V118H180ZM220 119H219V120H220ZM237 119H238V118H237ZM249 119H250V118H249ZM252 119H253V118H252ZM122 120H124V119H122ZM122 120L120 121L121 124H122L123 122H125V121L122 122ZM130 120H131V119H130ZM130 120H129V121H130ZM143 120H144V119H143ZM145 120H146V119H145ZM152 120H151V121H152ZM156 120H157V119H156ZM158 120H159V119H158ZM160 120H161V119H160ZM164 120L167 121L168 119H164ZM227 120H228V119H227ZM232 120H231L230 122H232ZM235 120H236V118H235L233 121H235ZM4 121H5V120H4ZM41 121H42V120H41ZM80 121H81V120H80ZM85 121H86V120H85ZM126 121H128V120H126ZM132 121H134V120H132ZM132 121H131V122H132ZM153 121H154V120H153ZM165 121H164V122H165ZM225 121H226V120H225ZM239 121H240V120L238 119V123H236V125L238 124V126H239V124H240L239 128L242 129V128L244 127V125L242 124V122L239 123ZM241 121H242V120H241ZM118 122H119V121H118ZM149 122H150V121H149ZM167 122H168V121H167ZM167 122H166L165 125L168 124ZM170 122H172V121H169V123H170ZM173 122H174V121H173ZM263 122H264V121H263ZM37 123H38V122H37ZM58 123H59V122H58ZM125 123H126V122H125ZM125 123H124V124H125ZM155 123H157V122H155ZM159 123H160V122H159ZM159 123H158V124H159ZM174 123H175V122H174ZM211 123H213V122H211ZM228 123H229V120H228ZM245 123H247V122H245ZM261 123H262V122H261ZM261 123H259V124H261ZM117 124H118V123H117ZM119 124H120V123H119ZM121 124H120V125H121ZM128 124H129V122H128ZM128 124H127V125H128ZM130 124H131V123H130ZM151 124H152V122H151ZM216 124H217V125H216ZM216 124L213 125V127H215V129H214L212 126H210V127H212V128L209 129V128H210L209 125L206 124V125L209 127V128H207V129H209L210 131H211L212 129H214V130L216 131V129H217V134H218V133H219L218 130H220V129H218V128H219V127H218V124H219V123H218V120H217ZM224 124H225V123H224ZM251 124L253 125V123H251ZM63 125H64V124H63ZM149 125H150V123H149ZM155 125H156V124H155ZM159 125H160V124H159ZM169 125L172 126L173 123H172V125H171V123H170ZM175 125H176V124H175ZM178 125H179V124H178ZM210 125H211V124H210ZM229 125H230V124H229ZM252 125H251V127H252ZM147 126H148V125H147ZM161 126H163V125H161ZM204 126H205V125H204ZM216 126H217V127H216ZM219 126H220V125H219ZM222 126H223V124H222ZM222 126H221V127H222ZM230 126H231V125H230ZM241 126H242V127H241ZM248 126H249V125H248ZM255 126H257V125H255ZM128 127H130V126H128ZM150 127H152V126H150ZM153 127H154V126H153ZM221 127H220V128H221ZM223 127H224V126H223ZM261 127H262V126H261ZM261 127H260V128H261ZM165 128H166V127H165ZM170 128H171V127H170ZM183 128L186 129V127H184V126H183ZM189 128H190V127H189ZM229 128H231V127H229ZM232 128H233V126H232ZM247 128H248V127H247ZM255 128H256V127H255ZM258 128H259V127H258ZM260 128H259V129H260ZM122 129H123V127H122ZM129 129H130V128H129ZM146 129H147V127H146ZM203 129H205V128H202V129H200V130H203ZM207 129H206V130H207ZM221 129H222V128H221ZM241 129H239V133H240V131H241V133H242V137H243V135L245 134V138L243 137L244 139H248V138H246V135H247L248 133H249L248 136H249V135L251 136V135L253 134L252 131H251L252 134L250 133V130H251L252 128H251V129L249 128V129H250L249 132H248V129H246V127L243 128V129H245V130H243V129L241 130ZM261 129H262V128H261ZM263 129H264V126H263ZM125 130H126V129H125ZM135 130H136V128H135ZM143 130H144V129H143ZM190 130H191V128H190ZM206 130H205V131H206ZM209 130H207L206 133H208ZM214 130H212V133L209 131L210 134L212 135V137H213V135H214L213 133H215L216 137L220 138V137H219V134H218V136H217V134H216V132H215ZM232 130H234V129H232ZM121 131H122V130H121ZM154 131H155V130H154ZM176 131H177V130H176ZM186 131L188 132L187 129H186ZM203 131H204V130H203ZM225 131H226V130H225ZM236 131H237V130H236ZM242 131H244V132H242ZM255 131L257 132L256 129H255ZM27 132H28V131H27ZM122 132H123V131H122ZM126 132H127V130H126ZM126 132H125V134H127ZM132 132H133V131H132ZM132 132H131V133H132ZM136 132H137V131H135V133H136ZM146 132H147V131H146ZM152 132H153V131H152ZM181 132H182V131H181ZM189 132H191V131H189ZM228 132H229V131H228ZM234 132H235V131H234ZM234 132H231V133H234ZM256 132H255V134H256ZM123 133H124V132H123ZM141 133H142L141 135H144V134H143V133H144L143 131H142ZM156 133H157V132H156ZM156 133H155V134H156ZM163 133H164V132H163ZM171 133H172V132H171ZM195 133H196V132H195ZM237 133H238V132H236V134H235V133H234V134L237 135ZM239 133H238V134H239ZM241 133H240L239 135H241ZM246 133H247V134H246ZM261 133H262V132H261ZM116 134H117V135H121V134H119V132H117ZM132 134H133V133H132ZM139 134H140V132H139ZM145 134H146V133H145ZM151 134H152V133H151ZM210 134H209V135H210ZM226 134H227V133H226ZM262 134H264V133H262ZM123 135H124V134H123ZM128 135H130V134H128ZM148 135H149V134H148ZM180 135H181V134H180ZM188 135H189V133H188ZM197 135H198V134H197ZM215 135H214V137H215ZM239 135H237L236 138H235V136H232V137H234V140H235V142H234V141H233V142L236 143L238 146H237L236 144H232V142H231V144H232L234 147H233L232 145L229 146V144H227V143H226L225 145H228V146H225V147H224V146H222L221 141H217V142H219V143H217V145H218V144H219V145L221 144L219 148H221V146L223 147V148H221V150L219 149V151H222V152L217 151V152H219V154H217V155H220L221 153L223 154V153L226 152V154H230V156H231V158H230V157H226V158H230V160H231L232 157L234 158V156H235V158H234L235 160H237V161H241V160H242L241 162H243V163H241V162H235V163H234V160H233V161L231 160L232 162H230L229 160H227V161H229V162H227V163H226V162H223L224 164H225V163L227 164V165L225 164V167L227 166L228 168H231V169H230V172H231L232 170H233V172H234V171H235V172H236V171L238 172V171L240 170V173H241V175H242V171H243V169H240V168H243V166H244V162L247 163V164H250V163H248L246 160H249V161H250V158H251L252 156L247 155V154H249L251 150H252V153H253V148H252V147H253L254 145L251 147V148H252L251 150L248 149V148H247L248 150H247V149H244V148H246V147H248V146H251V144H253V143H252L253 141L251 142L250 145L247 144V143L245 144V142L241 141V137H240ZM134 136H135V135H134ZM134 136H133V137H134ZM139 136H140V135H139ZM153 136H154V135H153ZM156 136H157V135H155V138H156ZM198 136H199V135H198ZM200 136H201V135H200ZM250 136H249V137H250ZM262 136H264V135H262ZM88 137H89V136H88ZM116 137H117V136H116ZM127 137H128V136H127ZM160 137H161V135H160ZM170 137H171V136H170ZM183 137H184V136H183ZM214 137H213V138H214ZM216 137H215V138H216ZM232 137H231V138H232ZM239 137H240V139H239ZM252 137L254 138V136H252ZM258 137H259V136H258ZM11 138H12V137H11ZM120 138H122V136H121ZM149 138H150V137H148V139H149ZM163 138H164V140H166L164 136H163ZM168 138H169V137H168ZM202 138H203V136H202ZM204 138H205V137H204ZM250 138H251V137H250ZM256 138H257V137H256ZM256 138H254V139L256 140ZM261 138H262V137H261ZM6 139H7V138H6ZM124 139H125V138H124ZM129 139H130V138H129ZM136 139H137V138H136ZM136 139H135L134 142H137ZM142 139H143V138H142ZM145 139L147 140V137H146ZM198 139H199V138H198ZM225 139H226V138H225ZM232 139H233V138H232ZM236 139H238V140L241 141V142H239L241 146L237 143L238 141L236 142ZM244 139H243V140H244ZM251 139H252V138H251ZM251 139H250V141H251ZM9 140H10V139H9ZM117 140L120 141V139H117ZM213 140H215V139H213ZM218 140H219V139H218ZM223 140H224V139H223ZM223 140H222V141H223ZM248 140H249V139H248ZM248 140H247V141H248ZM257 140H258V139H257ZM257 140H256V141H257ZM260 140L262 141V139H260ZM260 140H259V141H260ZM263 140H264V139H263ZM4 141H6V140H4ZM129 141H130V140H129ZM149 141H150V140H149ZM152 141H153V140H152ZM152 141H151V142H152ZM159 141H160V140H159ZM201 141H202V140L200 139V143H199V141H198L197 143L201 144V143H202ZM228 141H231V140L228 139ZM261 141H260V143H261ZM143 142H144V141H143ZM156 142H157V141H156ZM162 142H163V141H162ZM214 142H216V141H214ZM225 142H227V141L224 140V143H225ZM11 143H12V142H11ZM19 143H21V142H19ZM19 143H16V145L19 144ZM23 143H24V142H23ZM153 143H154V142H153ZM203 143H205V141H204ZM206 143L208 144L207 146H205ZM206 143H205L204 145H202V146H204V148H207V149H208V147H209L208 150L206 149L208 152L210 151V148H211V147L213 148V150H212V148H211L212 154H213V151H215V150L218 149V147H217L216 145H215V146H216L217 148H215L214 146H211V147H210L208 141H206ZM211 143H213V142H211ZM224 143H223V145H224ZM242 143H243V144H242ZM258 143H259V142H258ZM260 143H259V144H260ZM6 144H7V143H5L4 146L7 147V145L10 144V142H9L7 145H6ZM14 144H15V143H14ZM138 144H139V141H138ZM147 144H148V143H147ZM174 144H175V143H174ZM183 144H184V143H183ZM255 144H256V143H255ZM11 145H12V144H11ZM19 145H21V144H19ZM167 145H168V143H167ZM212 145H213V144H212ZM242 145H245V147L242 146ZM247 145H248V146H247ZM9 146H10V145H9ZM9 146H8L7 148H5V149H6V150H4L5 152H7V149H8V148L11 149V147H9ZM12 146H13V145H12ZM148 146H149V145H148ZM152 146H153V145H152ZM152 146L150 145L149 147H152ZM158 146H160V144H158ZM180 146H181V145H180ZM180 146H179V144H178V147H180ZM184 146H185V144H184ZM236 146L239 147V148H237ZM13 147H14V146H13ZM116 147H117V146H116ZM149 147H148V148H149ZM186 147H187V146L183 147V149H184L185 151H186V149L188 150V148H186ZM197 147L199 148V146H197ZM228 147H229V148H228ZM235 147H236V149H234ZM241 147H243V148H241ZM0 148H1V147H0ZM15 148H16V147H14L13 150H14V151H17ZM18 148H19V146H18ZM18 148H17V149H18ZM168 148H169V147H168ZM168 148H167V150H168ZM174 148H176V147H174ZM193 148H194V147H193ZM193 148L191 147V150H192V151H194L195 149H196V150H200V149H198V148H195V149H193ZM202 148H203V147H202ZM226 148H227V150H226ZM240 148L243 149V150H245V151H242L243 154H242V153H241V154L238 153V154H240L241 157H239L238 154L235 153L236 150H237L238 152H240V151H241ZM258 148H259V147H258ZM258 148H257V149H258ZM1 149H4V148H1ZM9 149H8V150H9ZM120 149H121V148H118V150H120ZM152 149H153V148H152ZM155 149H156V148H155ZM155 149H153V150H155ZM160 149H161V148H160ZM162 149H163V148H162ZM162 149H161V150H162ZM164 149H165V148H164ZM176 149H177V148H176ZM176 149H175V150H176ZM180 149H181V148H180ZM189 149H190V148H189ZM222 149H223V150H222ZM224 149H225V152H224ZM254 149H255V148H254ZM257 149L255 150V152L257 151ZM178 150H179V149H178ZM191 150H188V151L191 152ZM196 150H195V151H196ZM206 150H205V152H207ZM234 150H235V151H234ZM249 150H250V151H249ZM1 151H2V150H1ZM4 151H2V152H4ZM155 151H156V150H155ZM168 151H171V150H168ZM173 151H174V150H173ZM176 151H177V150H176ZM181 151H182V150H181ZM195 151L193 152L194 154H195ZM201 151H203V150L201 149ZM229 151H230V152H229ZM246 151H249V153L246 152ZM10 152H11V150H10ZM186 152H187V151H186ZM199 152H200V151H199ZM199 152H196V153L199 154ZM203 152H204V151H203ZM203 152H202V154H203ZM227 152H228V153H227ZM231 152H232V153H233V152L235 153V154L233 153L234 156L232 155ZM257 152H258V151H257ZM175 153H176V152H175ZM191 153H192V152H191ZM214 153H215V152H214ZM161 154H162V153H161ZM166 154H167V153H166ZM169 154H170V153H169ZM183 154H184V152H183ZM189 154H190V153H189ZM194 154L192 155V157H195ZM198 154H196V155L198 156ZM200 154H201V153H200ZM204 154H205V153H204ZM210 154H211V152H210ZM212 154H211V155H212ZM215 154H216V153H215ZM244 154L246 155V158L243 156ZM163 155H164V154H163ZM177 155H178V154H177ZM177 155H176V158H177ZM179 155H180L181 158H182L184 155L187 157V154H184V155L182 156V155L179 153ZM207 155H209V153H208ZM217 155H216V156H217ZM252 155H253V154H252ZM159 156H160V155H159ZM166 156H167V155H166ZM166 156H165V157H166ZM185 156H184V157H185ZM188 156H189V155H188ZM190 156H191V154H190ZM190 156H189V157H190ZM197 156L195 157L196 159L199 158V157H197ZM242 156H243V158H242ZM160 157H162V156H160ZM160 157H159V158H160ZM172 157H173V156H172ZM184 157H183V158H184ZM201 157H202V156H201ZM205 157H207V156L205 155ZM214 157H215V156H214ZM217 157H218V156H217ZM236 157H237V158L239 157L241 160H238L239 158L237 159ZM247 157H248L249 159H247ZM2 158H3V157H2ZM166 158H167V157H166ZM166 158H164V159H166ZM170 158H171V157H170ZM181 158H178L177 160L180 159V160L182 161L183 158H182V159H181ZM195 158H194V159H195ZM207 158H208V157H207ZM220 158H221V159L224 158V160H223V159L221 160ZM252 158H254V155H253ZM252 158H251V159H252ZM173 159H174V157H173ZM194 159L191 158L190 161H192V160H194ZM201 159H202V158H201ZM244 159H245V160H244ZM86 160H87V159H86ZM180 160H179V162H180ZM188 160H189V158H188ZM204 160H205V159H204ZM204 160H203V161H204ZM214 160H215V158H214ZM217 160H218V159H217ZM220 160H221V161H225L226 159H225V157H221V156H220V157H219V161H220ZM161 161H162V162H165L164 160H162V158H161L160 162H161ZM175 161H176V160H175ZM175 161H174V163H175ZM184 161L187 162V158H186V160H184ZM194 161H196V160H194ZM198 161H200V160H198ZM198 161H197V162H198ZM201 161H202V160H201ZM209 161H210V160H209ZM251 161H252V160H251ZM154 162H155V161H154ZM160 162H159V163H160ZM162 162H161V164H159V167H158V168H160V170H162V169L166 170L165 167H167L168 165H167V166H164V165H163L164 163H162ZM197 162H196V164L198 165ZM205 162H206V161H205ZM207 162H208V161H207ZM213 162H214V161H213ZM213 162H212V163H213ZM215 162H216V161H215ZM171 163H172V162H171ZM171 163H170V164H171ZM176 163H178V162H176ZM183 163H184V162H183ZM191 163H192V162H191ZM191 163H190V164H191ZM193 163L195 164V162H193ZM228 163H231V164L228 165ZM233 163H234V164H233ZM170 164H169V165H170ZM185 164H186V163H185ZM185 164H184V165H185ZM190 164H188V162H187L186 165H190ZM194 164H192V165H194ZM199 164H200V163H199ZM204 164L206 165V163H204ZM221 164H222V163H221ZM48 165H49V164H48ZM58 165H59V164H58ZM60 165H61V164H60ZM60 165H59V166H60ZM186 165H185V166H186ZM201 165H203V164L201 163ZM208 165H209V164H208ZM208 165H207V166H208ZM214 165H215V164H214ZM251 165H253V164H250V166H251ZM263 165H264V164H263ZM62 166H63V165H62ZM75 166H76V165H75ZM171 166L175 167V166L172 165V164H171L170 166H168L167 168L171 170L170 172H173L172 170H177V172L179 173L180 171L183 170V169L180 170L179 167H175L174 169H173V168H170ZM176 166H177V165H176ZM178 166H180V163H179ZM212 166H213V165H212ZM212 166H211V167H212ZM215 166H216V165H215ZM217 166H218V165H217ZM223 166H224V165H223ZM254 166H255L254 168H256V167L259 166V165H257V166L254 165ZM261 166H262V164H261ZM188 167H189V166H188ZM190 167H191V166H190ZM190 167L187 168V169H190ZM197 167H198V166H197ZM204 167H205V166H204ZM204 167H203V168H204ZM246 167H248V166H246ZM252 167H253V166H252ZM259 167H260V166H259ZM259 167H258V168H259ZM62 168H63V167H62ZM178 168H179V169H178ZM191 168H192V167H191ZM193 168H194V167H193ZM207 168H208V167H207ZM218 168H219V167H218ZM228 168H227V170L224 169L223 171H227L228 174H230V176H232L235 172H234V173H232V172L230 173V172L228 171ZM244 168H245V167H244ZM254 168H251V169H254ZM54 169L60 170V169H58V168H54ZM65 169H66V167H65ZM196 169H197V168H196ZM204 169H205V168H204ZM208 169L210 170V167H209ZM211 169H212V168H211ZM220 169H221V168H220ZM247 169H248V168H247ZM247 169H245L246 171H244L245 173L247 172L246 174H248V171L251 170V169H249V170L247 171ZM260 169H261V168H260ZM157 170H159V169H157ZM209 170H208V171H209ZM213 170H214V168H213ZM166 171H167V170H166ZM168 171H169V170H168ZM185 171H186V170H185ZM190 171H191V169H190ZM192 171H193V170H192ZM194 171H195V170H194ZM252 171H254V170H252ZM255 171H256V170H255ZM255 171L253 172L254 174H255ZM258 171H260V170H258ZM261 171H262V170H261ZM162 172H163V171H162ZM177 172H176V173H177ZM206 172H207V170H206ZM211 172H212V171H210V173H211ZM214 172H215V170H214ZM219 172H220V171H219ZM221 172H222V171H221ZM164 173H165V172H164ZM164 173H162V174H164ZM173 173L176 174L175 171H174ZM180 173H181V172H180ZM180 173H179V174H180ZM183 173H184V172H183ZM190 173H191V172H190ZM192 173H193V172H192ZM197 173H198V172H197ZM199 173H200V170H199ZM202 173H203V172H202ZM224 173H225V172H223V174H224ZM240 173H237V174L239 175V177H241V176H240ZM253 173H252V174H253ZM156 174H158V173H156ZM168 174H170V173H168ZM179 174H178V175H179ZM205 174H206V173H205ZM207 174H208V172H207ZM225 174H226V173H225ZM252 174L250 173V176H248V177H251V178H250L251 181H253V180H252V176H251ZM256 174H257V172H256ZM159 175H160V174H159ZM189 175H190V174H189ZM257 175H260V173L257 174ZM257 175H256V176H257ZM162 176H164V175H162ZM226 176H227V175H226ZM226 176H225V177H226ZM244 176H246V175H244ZM261 176H262V173H261L260 177H261ZM188 177H189V176H188ZM227 177H228V176H227ZM242 177H243V176H242ZM246 177H247V176H246ZM248 177H247V178H248ZM253 177H254V176H253ZM186 178H187V177H186ZM220 178H221V177H220ZM220 178H219V179H220ZM237 178H238V177H237ZM244 178H245V177H243V179H244ZM254 178H255V177H254ZM258 178H259V177H258ZM263 178H264V176H263ZM191 179H192V178H191ZM203 179H204V178H203ZM205 179H206V178H205ZM228 179H229V178H228ZM234 179H235V178H234ZM241 179H242V178H241ZM201 180H202V179H201ZM213 180H215V179H213ZM224 180H225V179H224ZM224 180H223V181H224ZM192 181H194V180H192ZM195 181H196V180H195ZM210 181H212V180H210ZM226 181H227V180H226ZM226 181H225V182H226ZM239 181H240V180H239ZM248 181H249V179H248ZM202 182H203V181H202ZM202 182H201V183H202ZM217 182H218V181H217ZM221 182H222V180H221ZM231 182H232V181H231ZM254 182H255V181H254ZM201 183H200V184H201ZM207 183H208V182H207ZM223 183H224V182H223ZM235 183H236V182H235ZM238 183H240V182H238ZM247 183H248V182H247ZM251 183H253V182H251ZM263 183H264V182H263ZM220 184H221V183H220ZM224 184H225V183H224ZM249 184H250V183H249ZM254 184H255V183H254ZM194 185H195V184H194ZM207 185H208V184H207ZM211 185H213V183H212ZM217 185H218V183H217ZM225 185H226V184H225ZM228 185H229V184H228ZM232 185H234V183H233ZM241 185H242V184H241ZM251 185H252V184H251ZM261 185H262V184H261ZM254 186H255V185H254ZM262 186H263V185H262ZM230 187H231V186H229L228 188L230 189ZM240 187H241V186H240ZM251 187L254 188L253 186H251ZM221 188H223V186H222ZM221 188H220V189H221ZM232 188H233V187H232ZM243 188H244V187H243ZM248 188H249V187H248ZM258 188H261V187H258ZM236 189H237V190H240L241 188H240V189L236 188ZM261 189H262V188H261ZM202 190H203V189H202ZM255 190H259V189L256 188ZM255 190L253 189V191H255ZM262 190H263V189H262ZM94 191H95V190H94ZM94 191H93V193H94ZM220 191H221V190H220ZM222 191H224V190L222 189ZM263 191H264V190H263ZM251 192H252V190H251ZM256 192H257V191H256ZM256 192H255V193H256ZM259 192H260V191H259ZM88 193H89V192H88ZM231 193H232V192H231ZM235 193H236V192H235ZM235 193H234V194H235ZM237 193H238V192H237ZM252 193H253V192H252ZM252 193H251V194H252ZM217 194H218V193H217ZM221 194H222V193H221ZM225 194H226V193H225ZM240 194H241V193H240ZM262 194L264 195V193H262ZM215 195H216V194H215ZM228 195L230 196V194H228ZM235 195H236V194H235ZM235 195H234V196H235ZM249 195H250V193H249ZM232 196H233V195H232ZM246 196H247V195H246ZM254 196H256V194H255ZM218 197H219V196H218ZM218 197H216V198H218ZM238 197H239V199H240L239 193H238ZM257 197H258V196H257ZM260 197H261V195H260ZM262 197H263V196H262ZM223 198H225V197H223ZM244 198H245V197H244ZM263 198H264V197H263ZM214 199H215V198H214ZM226 199H227V198H225V200H226ZM229 199H231V198H229ZM232 199H233V198H232ZM250 199H252V198L250 197ZM258 199H259V198H258ZM261 199H262V198H261ZM222 200H223V199H222ZM237 200H238V199H237ZM253 200H254V198H253ZM242 201H243V200H242ZM256 201H257V200H256ZM259 201H260V200H259ZM259 201H258V202H259ZM249 202L251 203V200H250ZM236 203H237V202H236ZM236 203H235V204H236ZM245 204H246V202H245ZM262 204H263V203H262ZM248 206H249V205H248ZM236 208H237V207H236ZM190 209H191V208H190ZM242 210H243V209H242ZM230 211H231V210H230ZM243 211H244V210H243ZM234 212H235V211H234ZM174 214H175V213H174ZM243 214H244V213H243ZM246 214H248V213H246ZM246 214H245V215H246ZM252 215H254V214H252ZM176 216H177V215H176ZM239 217H240V216H239ZM242 217H243V216H242ZM160 218H162V217H160ZM182 218H183V217H182ZM185 219H186V218H185ZM244 219H245V218H244ZM162 220H163V219H162ZM196 220H197V219H196ZM263 221H264V220H263ZM180 222H181V221H180ZM260 224H261V223H260ZM194 225H196V224H194ZM199 226H200V225H199ZM256 226H258V225H256ZM171 227H172V226H171ZM249 228H250V227H249ZM201 229H202V228H201ZM203 229H204V228H203ZM157 230H158V229H157ZM163 231H164V230H163ZM161 232H162V230H161ZM194 234H195V233H194ZM242 234H243V233H242ZM251 234H253V233H251ZM254 235H255V234H254ZM247 237H248V236H247ZM209 239H210V238H209ZM28 240H29V239H28ZM29 241H30V240H29ZM218 241H219V240H218ZM26 243L29 244L30 242H26ZM212 243H213V242H212ZM27 244H26V245H27ZM263 244H264V243H263ZM30 245H31V243H30ZM260 246H261V245H260ZM26 247H27V246H26ZM30 247H31V246H30ZM35 247H36V246H35ZM27 248H28L29 252H31L30 249H32V248L29 249V245H28ZM263 249H264V248H263ZM37 250H38V249H37ZM196 251H197V250H196ZM210 251H211V250H210ZM34 252H36V251H34ZM31 254H32V252H31ZM256 254H257V253H256ZM259 254H260V253H259ZM23 255H24V254H23ZM29 255H30V254H29ZM36 255H37V254H36ZM36 255H34L32 261H38L39 264H40L41 262H40V260H38V259H40V257L37 259L36 257H38V256H36ZM40 255H41V254H40ZM35 256H36V257H35ZM31 257H32V256H31ZM27 258H29V256H28ZM34 258H35V259H34ZM199 258H200V257H199ZM206 258H207V257H206ZM10 259H11V258H10ZM31 259H32V258H31ZM47 259H48V258H47ZM186 259H187V258H186ZM55 260H56V259H55ZM248 260H249V259H248ZM43 261H44V260H43ZM43 261H42V262H43ZM263 261H264V260H263ZM14 262H15V261H14ZM38 262H37V263L34 262V264H38ZM46 262H47V260H46ZM59 262H60V261H59ZM187 262H188V261H187ZM48 263L51 264L50 261L47 262V263L44 262V264H48ZM28 264H29V263H28Z\"/></svg>",
	"mask_w": 264,
	"mask_h": 264
},
{
	"label": "clouds",
	"instance_id": "clouds-1",
	"mask_svg": "<svg viewBox=\"0 0 264 264\" xmlns=\"http://www.w3.org/2000/svg\"><path fill=\"white\" fill-rule=\"evenodd\" d=\"M47 25L44 23V21L40 20L39 18H36L35 21H34V27L37 29V30H41L43 29L44 27H46Z\"/></svg>",
	"mask_w": 264,
	"mask_h": 264
}]
</instances>
